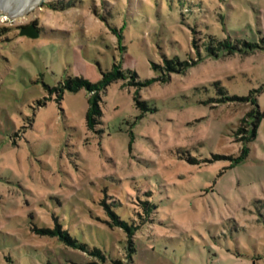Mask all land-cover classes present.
Segmentation results:
<instances>
[{"label":"rangeland","instance_id":"rangeland-1","mask_svg":"<svg viewBox=\"0 0 264 264\" xmlns=\"http://www.w3.org/2000/svg\"><path fill=\"white\" fill-rule=\"evenodd\" d=\"M2 11L0 264H264V0Z\"/></svg>","mask_w":264,"mask_h":264},{"label":"trees","instance_id":"trees-1","mask_svg":"<svg viewBox=\"0 0 264 264\" xmlns=\"http://www.w3.org/2000/svg\"><path fill=\"white\" fill-rule=\"evenodd\" d=\"M230 44H231V42H229V41L223 42V43L220 42L218 44V48L219 49L220 48L221 49H230V46H231ZM207 52L212 53V50L208 49ZM176 60H177V58L173 59L171 61V64H174V62ZM117 72L118 71L116 70V71H114V74L113 73L103 74L102 81L96 85H92V83H89V81H86L85 79H78V78L71 79V80L67 81L65 88L71 92H75V91L78 92L79 90L86 88L90 93H94V95L89 98L90 107H89V111H87V120H88V124L90 127H92L93 125L96 124V118L98 116H100V114H101V109H100L98 101H97V94L104 92L107 89V87L110 86L111 83H114L115 81H117V79H118V77H117L118 74H116ZM122 73H124V72H122ZM124 74H126V73H124ZM145 83L150 85V84H153V81L147 80ZM124 226H126V225L124 224ZM63 235H64L63 236L64 239H66L67 242H69L74 249H81L84 247L82 244H80L76 240H74V241L68 240L67 237L65 236L66 235L65 233ZM96 252H100V251L96 250Z\"/></svg>","mask_w":264,"mask_h":264},{"label":"bare ground","instance_id":"bare-ground-1","mask_svg":"<svg viewBox=\"0 0 264 264\" xmlns=\"http://www.w3.org/2000/svg\"><path fill=\"white\" fill-rule=\"evenodd\" d=\"M36 1L37 0H27L20 7L16 8V9L10 8V5L7 4L8 7L7 6L2 7L0 10L8 12L11 16H16V15L24 13L27 9L34 6L36 4ZM4 19H7V18L4 17Z\"/></svg>","mask_w":264,"mask_h":264},{"label":"water","instance_id":"water-1","mask_svg":"<svg viewBox=\"0 0 264 264\" xmlns=\"http://www.w3.org/2000/svg\"><path fill=\"white\" fill-rule=\"evenodd\" d=\"M21 35L27 36L29 38H37L40 34L36 31L34 26H28L25 28H21Z\"/></svg>","mask_w":264,"mask_h":264}]
</instances>
